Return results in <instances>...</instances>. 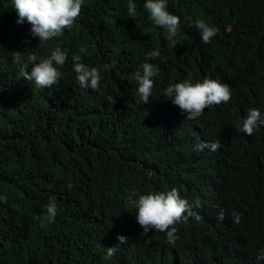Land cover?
Segmentation results:
<instances>
[{
  "label": "trees",
  "instance_id": "obj_1",
  "mask_svg": "<svg viewBox=\"0 0 264 264\" xmlns=\"http://www.w3.org/2000/svg\"><path fill=\"white\" fill-rule=\"evenodd\" d=\"M132 2L130 16L129 0H83L71 28L40 42L14 0H0V264H264V125L240 131L250 109L264 117V0H166L180 18L175 47L146 0ZM197 20L219 30L210 43ZM57 46L67 56L58 84L20 77L17 55L26 63ZM73 55L100 70L98 90L79 86ZM146 60L158 69L147 104L134 78ZM189 76L227 84L231 99L186 119L164 92ZM213 141L217 151L198 149ZM172 188L194 205L174 225L179 239L141 235L129 197Z\"/></svg>",
  "mask_w": 264,
  "mask_h": 264
},
{
  "label": "clouds",
  "instance_id": "obj_2",
  "mask_svg": "<svg viewBox=\"0 0 264 264\" xmlns=\"http://www.w3.org/2000/svg\"><path fill=\"white\" fill-rule=\"evenodd\" d=\"M83 0H14V7L18 13L17 23L23 24L26 20L31 25V35L38 37L41 41H50L55 37L63 35V30L71 28L80 15ZM143 7L149 13L148 19L155 25L166 29V39L175 47L179 41L175 39L179 32L180 18L167 11L166 0H146ZM128 12L132 16L136 12V4L129 0ZM195 26L199 29L202 41L210 43L211 39L218 33V29L210 26L204 20L195 21ZM86 49L81 48L80 52ZM161 53L151 50L147 53V58L155 60ZM21 56L15 57V62L20 64V77L27 81L34 82L41 88H49L60 82L62 73L58 66H63L66 62V53L57 46L51 51L47 58H39L36 54H29L27 62H21ZM74 72L81 88L98 90L100 87L101 73L97 67H89L82 62L80 55L72 56ZM32 65L29 73L28 67ZM112 65H105L106 71ZM142 72L134 74L138 82V94L145 104L149 102L152 94L153 77L158 75V69L154 64L147 62L142 64ZM165 96H174L172 103L177 105L183 112L187 113L186 119L194 120L201 116L204 110L212 105L227 103L231 99V91L227 84H223L214 79H203L202 82H192L191 76L181 83H176L167 87ZM264 125V117L261 112L252 108L248 111L243 120L240 131L251 136L254 129ZM221 147L219 142H202L198 145L199 150L208 148L217 151ZM133 208L137 211V222L143 229L141 235H146L152 230L166 232L167 241L174 244L179 237L176 235L175 224L186 222L194 215V205L187 199L180 196L176 188L166 192H151L140 194L138 199L132 200ZM199 205L196 204L195 207ZM58 214V207L55 198H50L47 206V218L54 221ZM235 223H240L241 214L233 212ZM217 219L224 220V211L218 213ZM119 244L127 242V237H118ZM116 252L115 247L107 248V257H112ZM264 260V249L257 253V261Z\"/></svg>",
  "mask_w": 264,
  "mask_h": 264
}]
</instances>
